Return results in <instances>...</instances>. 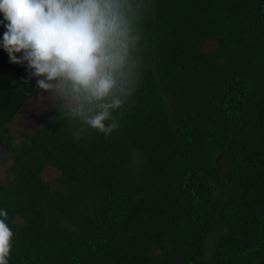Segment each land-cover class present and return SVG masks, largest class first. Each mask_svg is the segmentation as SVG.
Wrapping results in <instances>:
<instances>
[{
	"label": "trees",
	"instance_id": "trees-1",
	"mask_svg": "<svg viewBox=\"0 0 264 264\" xmlns=\"http://www.w3.org/2000/svg\"><path fill=\"white\" fill-rule=\"evenodd\" d=\"M140 28L143 80L110 136L75 139L55 102L14 129L42 90L0 47L10 264H264V0H149Z\"/></svg>",
	"mask_w": 264,
	"mask_h": 264
},
{
	"label": "clouds",
	"instance_id": "clouds-1",
	"mask_svg": "<svg viewBox=\"0 0 264 264\" xmlns=\"http://www.w3.org/2000/svg\"><path fill=\"white\" fill-rule=\"evenodd\" d=\"M149 0H0V47L25 65L68 120L110 136L120 128L144 76L140 23ZM0 208V264H10L14 233Z\"/></svg>",
	"mask_w": 264,
	"mask_h": 264
},
{
	"label": "rangeland",
	"instance_id": "rangeland-1",
	"mask_svg": "<svg viewBox=\"0 0 264 264\" xmlns=\"http://www.w3.org/2000/svg\"><path fill=\"white\" fill-rule=\"evenodd\" d=\"M206 49H212L215 47L213 42H209L205 45ZM48 93L40 92L34 96L19 115V117L12 124L14 129L34 128L45 122L50 112V104L53 102L47 99ZM3 149L0 147V153ZM1 173L6 175L8 173L7 167H1ZM60 175V171L54 167H48L44 172V178L46 180H52Z\"/></svg>",
	"mask_w": 264,
	"mask_h": 264
}]
</instances>
